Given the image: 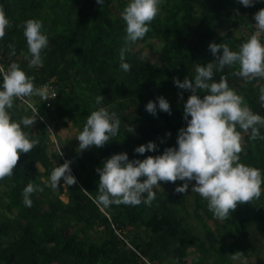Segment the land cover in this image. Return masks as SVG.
Listing matches in <instances>:
<instances>
[{
    "label": "trees",
    "instance_id": "trees-1",
    "mask_svg": "<svg viewBox=\"0 0 264 264\" xmlns=\"http://www.w3.org/2000/svg\"><path fill=\"white\" fill-rule=\"evenodd\" d=\"M127 3L0 0L12 21L0 38L5 68L16 62L35 77L37 87L48 81L58 87L52 107L39 94L31 95L35 104L30 96L25 97L38 113L32 127H23L40 142L32 150L20 152L13 174L0 178V203L6 210L0 212V264H188L191 253L196 256L190 264H235L240 252L247 253L253 228L264 231V193L238 202L231 215L221 219L209 209L207 199L192 188L195 180L187 192L176 191V185L183 183L180 179L161 181L154 186L156 197L151 204L103 207L97 203V168L116 152L127 151L130 159H143L176 145L179 129L187 124L184 104L191 89L180 88L175 78L194 77L197 64L215 59L209 48L211 41L227 42L238 49L256 32L254 14L264 7V0L248 6L241 0H163L145 37L134 42L127 54L132 65L126 71L120 67V48L125 43L122 12ZM28 18L41 19L49 37L39 66L29 67L31 53L22 27ZM153 39L163 44L161 65L145 56L143 44ZM10 43L15 45L14 55H10ZM238 69L239 64L226 65L213 78L219 80L226 75L229 85L243 94L245 102L264 115V101L259 98L264 77L246 79L237 74ZM2 80L0 70V83ZM100 94L104 99L98 104L95 98ZM159 95L170 101L171 112L158 108L153 114L146 109L147 102ZM100 106L120 116L119 134L81 153L65 148L54 159L48 152L49 122L73 116L80 132L90 112ZM9 111L13 119L21 120L34 109L17 97ZM158 120L165 123L170 138ZM237 127L243 135L242 162L264 169V139H252L250 129ZM260 131L264 133V126ZM149 140H155L159 147L144 153L134 151ZM66 159H71L77 177L75 184L66 185L67 201L50 181L52 170ZM29 182L43 187V191L31 194V207L23 201V190ZM62 185L61 180L59 187ZM194 218L196 224L191 222ZM136 228L142 232L135 234ZM4 238H10L9 242Z\"/></svg>",
    "mask_w": 264,
    "mask_h": 264
},
{
    "label": "clouds",
    "instance_id": "clouds-1",
    "mask_svg": "<svg viewBox=\"0 0 264 264\" xmlns=\"http://www.w3.org/2000/svg\"><path fill=\"white\" fill-rule=\"evenodd\" d=\"M98 2L103 4L105 0ZM241 2L248 6L256 0ZM162 3L163 0H128L122 12L126 22L125 43L120 48L122 69L131 70L132 64L126 56L133 43L145 37L150 21L161 10ZM254 15L255 21L252 22H255L257 32L242 42L238 49L234 50L227 42L211 41L209 48L215 59L197 64L194 77L175 78L174 82L180 88L191 89L184 104L187 124L179 129L176 145L167 146L163 152L149 154L143 159L138 156L130 159L127 151L116 152L97 168L100 173L98 204L103 207L121 203L151 204L156 197L154 186L161 185V181L180 179L183 183L176 185V191L187 192L190 182L195 180L192 188L207 199L214 215L223 219L231 215L238 202L259 198L264 193V169L242 162L243 135L237 127L239 125L245 131L250 129L252 139H264V133L260 131V126H264V115L245 102L243 94L229 85L226 75H221L219 80L213 78L216 71L233 64H239L237 74L246 79L264 77V7ZM11 24L10 17L0 5V38L4 37ZM22 27L31 53L29 67L39 66L43 62L42 50L49 44L43 21L28 18ZM9 47L12 50L10 55H14L15 45L10 43ZM34 81L35 77L16 62L3 72L0 83V178L13 174L20 152H28L40 142L39 137H31L23 127H32L38 109H34L31 115H24L21 120L13 119L9 111L17 97L25 98L35 93L45 100L56 95L50 94L47 87H37ZM259 98L264 101V87L260 89ZM95 99L99 104L104 95H97ZM158 108L171 112L170 101L164 95L150 99L146 104V109L153 114L158 113ZM120 126L121 118L117 112L104 106L92 110L76 136L80 141L78 151L92 145L102 146L119 134ZM158 147L155 140H149L138 144L134 151L144 153ZM61 180L64 185L76 183L71 159L57 164L51 172L53 188L59 187ZM36 191H43V187L32 182L25 186V205L31 207V194Z\"/></svg>",
    "mask_w": 264,
    "mask_h": 264
},
{
    "label": "rangeland",
    "instance_id": "rangeland-1",
    "mask_svg": "<svg viewBox=\"0 0 264 264\" xmlns=\"http://www.w3.org/2000/svg\"><path fill=\"white\" fill-rule=\"evenodd\" d=\"M242 33H246L243 32ZM249 33V31H247ZM145 48V56L150 62L161 65L164 61L162 49L163 44L158 39H153L143 44ZM35 96V95H34ZM33 96H30L32 100ZM37 99V96H35ZM34 99V97H33ZM38 100V99H37ZM32 102L35 104V100ZM54 118V117H53ZM161 129L164 130L165 134L168 135L165 123L161 120H158ZM52 131L50 129V147L48 149L49 154L56 159L58 154H62L65 148L74 149L76 153H81L78 151V145L80 143L79 139L76 137L79 134L78 127L74 124L73 116H69L65 119L54 118L49 122ZM34 125V129H35ZM56 139V140H55ZM43 169V168H42ZM61 197L64 200H68L66 190V185L58 187ZM190 210L193 211V205L190 206ZM6 211L4 205L0 203V212ZM10 214V213H8ZM196 219H191L193 224H196ZM135 234L142 232L140 228L134 230ZM5 243H8L10 238L2 239ZM196 256L195 253H191L188 257V264L192 263L193 257ZM264 258V231L259 228H253L252 235L250 238V243L248 245L247 253L240 252L239 255L234 259L235 264H263L262 260ZM173 264V263H169Z\"/></svg>",
    "mask_w": 264,
    "mask_h": 264
},
{
    "label": "built area",
    "instance_id": "built-area-1",
    "mask_svg": "<svg viewBox=\"0 0 264 264\" xmlns=\"http://www.w3.org/2000/svg\"><path fill=\"white\" fill-rule=\"evenodd\" d=\"M254 28L256 29L255 27V22H254ZM256 32H257V29H256ZM1 54H0V70H1V73L3 74L4 71H7V69L5 68L4 64L2 63L1 61ZM41 87H47L49 89V93L50 94H56L54 97L53 96H49L47 99L44 100V97H42L41 95H39V97L46 101L47 105L52 107L53 106V101L56 100L57 96H58V87H57V84L53 81H48V82H45L44 84H42ZM24 101H27V103L33 108V109H36V107L30 102L28 101L27 98H22ZM38 113V112H37Z\"/></svg>",
    "mask_w": 264,
    "mask_h": 264
},
{
    "label": "bare ground",
    "instance_id": "bare-ground-1",
    "mask_svg": "<svg viewBox=\"0 0 264 264\" xmlns=\"http://www.w3.org/2000/svg\"><path fill=\"white\" fill-rule=\"evenodd\" d=\"M260 87V86H259Z\"/></svg>",
    "mask_w": 264,
    "mask_h": 264
}]
</instances>
